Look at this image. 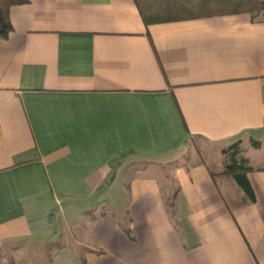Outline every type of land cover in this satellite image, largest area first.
Masks as SVG:
<instances>
[{
	"label": "crops",
	"instance_id": "0c3cea01",
	"mask_svg": "<svg viewBox=\"0 0 264 264\" xmlns=\"http://www.w3.org/2000/svg\"><path fill=\"white\" fill-rule=\"evenodd\" d=\"M9 21L0 247L264 264V11L146 26L133 0H27ZM236 143L250 204L220 175Z\"/></svg>",
	"mask_w": 264,
	"mask_h": 264
},
{
	"label": "trees",
	"instance_id": "16d2710c",
	"mask_svg": "<svg viewBox=\"0 0 264 264\" xmlns=\"http://www.w3.org/2000/svg\"><path fill=\"white\" fill-rule=\"evenodd\" d=\"M27 0H0V39L11 32L9 10L25 4ZM144 25L167 23L232 14H259L264 11L262 0H133ZM227 155L221 176H229L243 194V202L255 201L254 193L246 178L250 170L244 159H238V144L223 151Z\"/></svg>",
	"mask_w": 264,
	"mask_h": 264
},
{
	"label": "rangeland",
	"instance_id": "374dc122",
	"mask_svg": "<svg viewBox=\"0 0 264 264\" xmlns=\"http://www.w3.org/2000/svg\"><path fill=\"white\" fill-rule=\"evenodd\" d=\"M14 248L15 245L0 247V264H17L20 260H23L24 264H36L38 257H46V252L36 246L26 245L18 252H15ZM41 260L44 261L43 258Z\"/></svg>",
	"mask_w": 264,
	"mask_h": 264
},
{
	"label": "built area",
	"instance_id": "2783aa9c",
	"mask_svg": "<svg viewBox=\"0 0 264 264\" xmlns=\"http://www.w3.org/2000/svg\"><path fill=\"white\" fill-rule=\"evenodd\" d=\"M262 1H264V0H262Z\"/></svg>",
	"mask_w": 264,
	"mask_h": 264
}]
</instances>
